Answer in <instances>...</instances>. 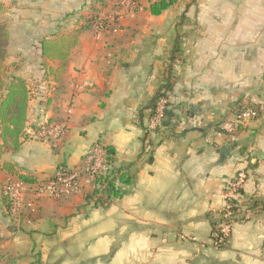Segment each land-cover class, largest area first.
<instances>
[{
	"label": "crops",
	"instance_id": "1",
	"mask_svg": "<svg viewBox=\"0 0 264 264\" xmlns=\"http://www.w3.org/2000/svg\"><path fill=\"white\" fill-rule=\"evenodd\" d=\"M9 1L0 0L7 78H24L31 100L29 139L0 154V264H264V0H179L160 16L150 13L157 0H13V9ZM94 16L65 70L42 58V41ZM170 72L176 117L149 130L145 108ZM84 81L94 87L80 92ZM243 107L258 117L219 132ZM63 121L60 140L30 135ZM95 143L115 149V168L127 167L122 197L101 207L86 199L89 188L62 200L27 191L19 219L8 214L5 183L34 185L75 168ZM239 170L252 217L240 210L218 249L213 228Z\"/></svg>",
	"mask_w": 264,
	"mask_h": 264
},
{
	"label": "trees",
	"instance_id": "2",
	"mask_svg": "<svg viewBox=\"0 0 264 264\" xmlns=\"http://www.w3.org/2000/svg\"><path fill=\"white\" fill-rule=\"evenodd\" d=\"M178 2L179 0H157L150 5V13L153 16H160ZM94 25H98L95 16L79 28H75L69 35L55 39H45L40 44L42 58L51 61L59 60L62 63L61 69L65 70L67 60L72 49L76 47L79 36ZM10 41L11 34L8 23L7 21H0V154L19 152L23 144L29 139L26 129L31 92L29 83L24 78L18 76L7 78L6 59ZM175 60L172 59L173 62ZM171 77L170 72L168 83L157 90L145 108L151 111V119L154 117L158 102L162 98H169V93L173 88ZM175 108L170 103L167 105L162 122L163 126L170 128L173 125V119L176 117ZM241 109L239 108L238 111ZM218 131L224 135L228 134L220 126ZM103 148L107 154L106 162L110 166V172L100 178L101 190L85 193V196L88 201H95V206L107 207L112 200L122 197L119 185L128 186L132 183V179L125 173L127 167L115 168V149L113 147ZM22 181L26 182L25 180ZM5 200L7 202V211L9 212L10 205L6 198ZM213 229V232L216 231L217 224L214 225Z\"/></svg>",
	"mask_w": 264,
	"mask_h": 264
},
{
	"label": "built area",
	"instance_id": "3",
	"mask_svg": "<svg viewBox=\"0 0 264 264\" xmlns=\"http://www.w3.org/2000/svg\"><path fill=\"white\" fill-rule=\"evenodd\" d=\"M94 85L90 81H84L78 86L80 92L92 89ZM168 98H162L157 105L154 117L150 121L149 130H156L162 125ZM258 117V110L250 107H243L234 114L232 121L223 128L225 132L232 133L246 119ZM68 125L66 122H58L45 127H41L30 135L37 140L48 141L51 138L60 140L66 136ZM107 154L100 143H95L88 154L83 158L82 163L75 168H60L51 178L28 185L21 180L9 181L2 187V194L10 205L8 214L18 220L21 214L23 196L30 191L35 197H48L54 200H62L72 196L85 193L89 188L92 191L101 190L99 180L110 172V166L106 162ZM248 180L245 170H239L236 176L228 183L224 191V206L221 210L220 220L217 229L212 233L211 240L215 248L221 249L228 245L232 235V229L236 223V216L243 210L244 220L252 217L250 209H243V189ZM182 240L195 241L193 236L181 235ZM264 256V244L262 246Z\"/></svg>",
	"mask_w": 264,
	"mask_h": 264
},
{
	"label": "rangeland",
	"instance_id": "4",
	"mask_svg": "<svg viewBox=\"0 0 264 264\" xmlns=\"http://www.w3.org/2000/svg\"><path fill=\"white\" fill-rule=\"evenodd\" d=\"M12 1L13 0H10L9 2H8V5L10 6V9H13L12 7H13V5H12ZM22 1V0H21ZM121 3V2H120ZM21 8H22V6H20ZM98 13L95 15L96 17H99V21L100 22H102L103 20H105V17H106V14H104V12H101L100 13V6H99V8H98V11H97ZM90 14H92V12H90L89 13V15ZM103 19V20H102ZM102 20V21H101ZM7 70H8V67H7ZM6 75H7V73H6ZM7 77H8V75H7ZM255 106H257V105H255ZM254 109H256V108H254ZM234 118V117H233Z\"/></svg>",
	"mask_w": 264,
	"mask_h": 264
},
{
	"label": "water",
	"instance_id": "5",
	"mask_svg": "<svg viewBox=\"0 0 264 264\" xmlns=\"http://www.w3.org/2000/svg\"><path fill=\"white\" fill-rule=\"evenodd\" d=\"M221 154H222V155H226V154H228V150H227V149H223V150H221Z\"/></svg>",
	"mask_w": 264,
	"mask_h": 264
}]
</instances>
